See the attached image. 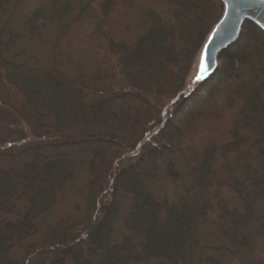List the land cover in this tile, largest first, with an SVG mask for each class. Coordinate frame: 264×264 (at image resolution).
I'll return each mask as SVG.
<instances>
[{
	"label": "trees",
	"instance_id": "1",
	"mask_svg": "<svg viewBox=\"0 0 264 264\" xmlns=\"http://www.w3.org/2000/svg\"><path fill=\"white\" fill-rule=\"evenodd\" d=\"M19 1L0 0V45ZM54 3V71L0 47L33 124L8 132L0 111V145L32 141L0 151V264H192L205 220L234 247L202 245L199 264H264V31L246 21L185 94L220 0Z\"/></svg>",
	"mask_w": 264,
	"mask_h": 264
},
{
	"label": "rangeland",
	"instance_id": "2",
	"mask_svg": "<svg viewBox=\"0 0 264 264\" xmlns=\"http://www.w3.org/2000/svg\"><path fill=\"white\" fill-rule=\"evenodd\" d=\"M54 2L55 0L19 1L1 36L0 47L5 58L12 60L16 54H19V63L54 71L53 48L62 26L66 22L65 14L62 10L56 9ZM13 34L19 35L18 40L12 48L5 49V44ZM196 73L197 67L194 64L186 81L185 94L199 82L196 80ZM0 111L7 119L8 132L14 129L17 124H22L24 131L33 126L9 104L1 84ZM30 143L32 141L29 140L0 145V151L17 152ZM134 160L135 158L127 159L123 164L126 165ZM232 174L241 179L245 171L234 169L227 174L226 171L220 173L219 176L229 179ZM202 245L234 247L232 241L224 235L221 227L208 220L200 221L197 225L195 241L192 246V264H199V249Z\"/></svg>",
	"mask_w": 264,
	"mask_h": 264
},
{
	"label": "water",
	"instance_id": "3",
	"mask_svg": "<svg viewBox=\"0 0 264 264\" xmlns=\"http://www.w3.org/2000/svg\"><path fill=\"white\" fill-rule=\"evenodd\" d=\"M220 1L224 5L223 15L206 38L194 63L197 67L196 76L203 75V79L195 86L206 81L217 70L220 54L238 41L246 21H251L259 27L264 24V3H261V0ZM260 28L264 31V27ZM202 52L206 53L203 61ZM205 63L207 71L202 72V65Z\"/></svg>",
	"mask_w": 264,
	"mask_h": 264
},
{
	"label": "snow or ice",
	"instance_id": "4",
	"mask_svg": "<svg viewBox=\"0 0 264 264\" xmlns=\"http://www.w3.org/2000/svg\"><path fill=\"white\" fill-rule=\"evenodd\" d=\"M261 3H264V0H261ZM260 27H264V24L260 25ZM205 57H206V53L205 52H202L201 53V59H202V61L205 60ZM201 71L202 72L207 71V64L206 63L202 65ZM201 79H203V75L202 74L196 76V80L197 81H199Z\"/></svg>",
	"mask_w": 264,
	"mask_h": 264
}]
</instances>
